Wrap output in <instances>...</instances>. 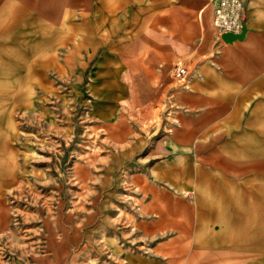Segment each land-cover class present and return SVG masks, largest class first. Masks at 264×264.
<instances>
[{"label":"rangeland","instance_id":"374dc122","mask_svg":"<svg viewBox=\"0 0 264 264\" xmlns=\"http://www.w3.org/2000/svg\"><path fill=\"white\" fill-rule=\"evenodd\" d=\"M5 1L0 264H126L143 220L194 207L229 231L231 264H264L260 138L208 135L174 99L211 0Z\"/></svg>","mask_w":264,"mask_h":264},{"label":"crops","instance_id":"0c3cea01","mask_svg":"<svg viewBox=\"0 0 264 264\" xmlns=\"http://www.w3.org/2000/svg\"><path fill=\"white\" fill-rule=\"evenodd\" d=\"M243 2L246 12L244 34L234 40H216L211 26L212 33L200 37L189 48V64H184L187 75L184 80L179 81L184 84L174 88V99L176 104L195 115L196 120L209 123L208 135H251L260 139L248 151L262 152L264 145L260 140L264 138V0ZM5 3V0H0V18L3 24ZM142 70L145 72L142 78L146 80L147 71L145 67ZM123 102L128 109L131 108L132 105L126 98ZM108 129V135L121 139L128 127L119 122ZM112 147L116 149L114 144ZM117 151L129 153L130 148ZM216 151H220L219 148ZM3 178L4 183H12L6 180V170ZM13 178L15 179V175ZM203 213V210L195 207L184 211L173 209L166 213L157 209L156 214L143 220L140 226L143 234H149L147 237L143 236L142 245L144 244L145 249L133 246L126 255V264H231L235 254L229 248L233 245L235 248L236 244L228 239L229 231H226L218 219L207 221ZM242 244L237 245V248H244ZM236 254L237 261L232 263L245 264V253Z\"/></svg>","mask_w":264,"mask_h":264},{"label":"built area","instance_id":"2783aa9c","mask_svg":"<svg viewBox=\"0 0 264 264\" xmlns=\"http://www.w3.org/2000/svg\"><path fill=\"white\" fill-rule=\"evenodd\" d=\"M210 23L216 40H221L225 33L241 34L244 30L245 6L243 0H211ZM223 40V39H222ZM172 75L178 81L187 75L186 66L177 62Z\"/></svg>","mask_w":264,"mask_h":264},{"label":"water","instance_id":"95a60500","mask_svg":"<svg viewBox=\"0 0 264 264\" xmlns=\"http://www.w3.org/2000/svg\"><path fill=\"white\" fill-rule=\"evenodd\" d=\"M244 31H245V27H244V30H243V32L241 34L225 33V34L222 35V39L223 40H234L236 38L241 37L244 34Z\"/></svg>","mask_w":264,"mask_h":264}]
</instances>
